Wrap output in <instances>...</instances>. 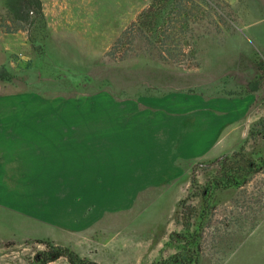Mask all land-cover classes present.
I'll return each mask as SVG.
<instances>
[{"label":"rangeland","instance_id":"rangeland-1","mask_svg":"<svg viewBox=\"0 0 264 264\" xmlns=\"http://www.w3.org/2000/svg\"><path fill=\"white\" fill-rule=\"evenodd\" d=\"M39 1L0 0V264H264V0H184L170 44L152 0Z\"/></svg>","mask_w":264,"mask_h":264},{"label":"trees","instance_id":"trees-1","mask_svg":"<svg viewBox=\"0 0 264 264\" xmlns=\"http://www.w3.org/2000/svg\"><path fill=\"white\" fill-rule=\"evenodd\" d=\"M9 1L12 2L11 4L19 2L21 4V11L25 12L27 18H29L30 15H33L35 19L42 17V9L39 0H8V2ZM183 1L184 0H152L149 7L140 15L139 30H142L141 35L147 38H156L164 42V44H170L176 36L185 34L190 26L186 18V9H190V7L186 3V7L182 5ZM193 1L194 0H191V3H193ZM146 21L149 23L152 33L149 31L146 33L143 30ZM120 43L121 39H118L115 45L119 46ZM255 89L254 87L251 91H255ZM225 162H223L219 174L213 177L210 187L212 186L214 189H228L239 186L249 180V176L244 175L247 170L246 167L237 166L227 168ZM242 176L246 178L245 181L244 177L242 181H239ZM60 258H63L66 264H98L94 261L81 258L68 247L56 246L47 242L43 243L42 250L35 252L24 264H49Z\"/></svg>","mask_w":264,"mask_h":264},{"label":"crops","instance_id":"crops-1","mask_svg":"<svg viewBox=\"0 0 264 264\" xmlns=\"http://www.w3.org/2000/svg\"><path fill=\"white\" fill-rule=\"evenodd\" d=\"M205 118H200V119H198V118H196L195 120L196 121H198V120H200V122L203 120V119H205V121L207 120V122H208V125L210 126V125H212L217 119H222L221 118V116H218V117H214V115H209V114H204L203 115ZM218 123H220V122H218ZM213 126H216V124L214 123L213 124ZM193 134V131L190 133V135H192ZM198 134V131H196L194 134H193V136L194 135H197ZM208 134H210V131H209V133ZM204 135H205V133H204ZM198 140H199V137L197 136L196 137V139L195 140H193V142H194V147L192 148V152H197V149H198V146H197V144H198Z\"/></svg>","mask_w":264,"mask_h":264}]
</instances>
